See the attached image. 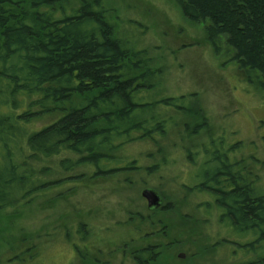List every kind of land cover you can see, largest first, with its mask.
<instances>
[{"label":"trees","instance_id":"1","mask_svg":"<svg viewBox=\"0 0 264 264\" xmlns=\"http://www.w3.org/2000/svg\"><path fill=\"white\" fill-rule=\"evenodd\" d=\"M110 1L0 0V211L52 185L49 178L55 173L48 161L67 173L87 168L89 179L112 178L121 187L131 185V174L140 169L153 174L176 165L177 158L161 149L128 161L119 154L127 144L146 139L159 145L173 136L175 148L184 149L189 161L188 180L198 177L204 188L220 177L230 178L233 162L222 150L228 146L225 138L208 137L196 145L194 136L206 128V119L196 113L190 98L161 93L164 67L155 65L157 59L145 47L133 46L119 34L108 12ZM174 2L187 23L205 24L214 54L224 43L233 52L229 60L264 89V0ZM44 115L56 118L34 131L26 129ZM9 121L14 126L1 123ZM195 152L209 157L197 170ZM149 155L153 161L145 165ZM216 197L219 210L237 229L264 220L260 200H250L237 187H221ZM201 206L205 210L207 203ZM164 210L173 211L172 205ZM156 212L135 215L141 224L146 217L155 220L147 231L158 241L132 253L136 264H167L164 248L171 251L177 245L176 234L171 235L161 215H152ZM162 233L167 244L160 240Z\"/></svg>","mask_w":264,"mask_h":264},{"label":"rangeland","instance_id":"2","mask_svg":"<svg viewBox=\"0 0 264 264\" xmlns=\"http://www.w3.org/2000/svg\"><path fill=\"white\" fill-rule=\"evenodd\" d=\"M110 6L108 12L119 34L131 45L145 47L157 59L155 65L164 67L166 82L161 93L190 98L187 100L196 113L206 119V128L194 136L196 145L202 146L208 137H224L225 144L236 145L232 157L239 159V152H248L245 171L255 166L263 183L264 89L229 60L233 52L223 43L221 51L214 54L206 42L205 24L187 23L174 0H111ZM55 118L40 116L27 123L26 129L34 131ZM180 119L184 122L186 117ZM1 123L14 126L12 121ZM171 137L159 145L146 139L124 147L119 154L127 161L156 149L177 158L173 168H157L153 174L143 169L132 173L134 181L128 188L112 178L91 180L92 172L84 167L67 173L59 170L54 160L46 162L55 173L49 178L52 185L0 211V264H136L134 251L151 241L158 243L147 231L154 219L146 217L144 224L135 219L136 213H150L140 195L145 188L155 189L164 205H172L171 212L159 209L152 214L161 215L171 235L177 236V245L169 244L171 251L164 248L162 260L169 264L231 263L223 248L217 259L209 255L211 236L222 230L202 208L198 209L200 214L195 213L204 198L189 193L195 184L188 180L189 161ZM252 155L260 161L253 162ZM152 161L149 155L144 164ZM141 225H145L144 231ZM178 253L184 254L183 259L176 257Z\"/></svg>","mask_w":264,"mask_h":264},{"label":"flooded vegetation","instance_id":"3","mask_svg":"<svg viewBox=\"0 0 264 264\" xmlns=\"http://www.w3.org/2000/svg\"><path fill=\"white\" fill-rule=\"evenodd\" d=\"M262 141H264V136L262 137ZM235 147L236 145H228L225 147V149L222 148V150L226 151L228 158L233 162L231 169H229L230 178L220 177L217 182L209 185L208 188H204L201 186L203 182L199 181V179L196 180L198 177H195V184L190 188L192 189V194L195 193L197 197L204 198V200L199 201L198 205L196 206L195 213L200 214L198 213V209L204 208L199 206L202 204V202H206L207 206L203 211L205 212L206 216L209 215L212 217V224H216L217 228L222 230L218 231L217 235L211 236L210 238L208 252L211 259H217L216 256L218 251L223 248L227 251L229 256L227 258L229 261H232L229 264H264V220L258 219L254 222V227L252 228L237 229V226L232 223L228 217H226V213L219 210V206H217L216 202V195L217 192L219 193L221 190V187L224 188L225 191H230L233 190L234 187H237V189L246 192L248 197H250V200H260L259 203L260 205L262 204V207L264 208V182L262 183L260 181L259 170L255 166H251V170L246 173V154L248 152L245 150L243 152H239L240 158L238 159L237 156L234 158L231 155V150ZM242 147L245 148L244 146ZM195 154L194 167L195 170H197L199 164L202 163L201 161H203V159L208 161L209 157L207 158V154L204 153L199 154L195 152ZM250 158H252L253 162L260 161V158L256 155H252ZM249 174H251V177H249ZM216 184L217 186H220V188H215ZM146 189L157 193L161 200L160 206L157 209H148L146 206V210L149 212L159 209L164 210L166 206L163 204L162 196L153 188H145L143 190ZM257 204L258 203L255 205ZM214 217H216L217 220H214ZM159 236L163 238L160 239L161 241H164L165 243L169 242L168 239L167 241L165 240L166 237L164 233L160 234ZM179 255H181L183 259L184 254L178 253L176 254V257L179 258Z\"/></svg>","mask_w":264,"mask_h":264},{"label":"water","instance_id":"4","mask_svg":"<svg viewBox=\"0 0 264 264\" xmlns=\"http://www.w3.org/2000/svg\"><path fill=\"white\" fill-rule=\"evenodd\" d=\"M140 195L146 201L148 209H157L160 206V197L154 191L146 189L143 190ZM179 258H182V256L179 255Z\"/></svg>","mask_w":264,"mask_h":264}]
</instances>
